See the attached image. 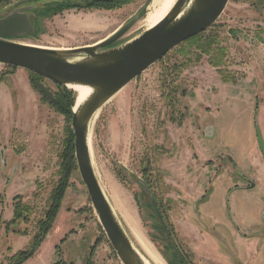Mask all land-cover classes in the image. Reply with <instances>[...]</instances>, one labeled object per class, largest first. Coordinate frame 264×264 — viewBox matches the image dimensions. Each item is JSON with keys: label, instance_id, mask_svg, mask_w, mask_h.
<instances>
[{"label": "rangeland", "instance_id": "rangeland-1", "mask_svg": "<svg viewBox=\"0 0 264 264\" xmlns=\"http://www.w3.org/2000/svg\"><path fill=\"white\" fill-rule=\"evenodd\" d=\"M19 1L0 0V16ZM165 1L42 13L38 33L10 40L78 48L102 41L139 16L113 44L119 46L143 33L149 10ZM211 37L220 40L211 53L195 41L173 48L99 109L93 124L96 176L134 246L151 264V256L160 264L177 261L137 177L150 183L168 232L193 264L190 241L196 234L188 216L202 187L206 200L197 211V226L207 237L205 248L215 247V241L231 258L238 254L244 264H264V168L259 163L264 157L257 141L258 129L262 137L264 130V0H230L199 40ZM29 76L27 70L0 64V264L30 250L37 222L62 177L59 164L69 126L74 133L72 119L42 102ZM43 85L53 97L54 84L46 80ZM203 177L211 182L206 185ZM69 183L55 227L23 264H123L78 164ZM20 200L33 213L27 223L13 224Z\"/></svg>", "mask_w": 264, "mask_h": 264}, {"label": "water", "instance_id": "water-1", "mask_svg": "<svg viewBox=\"0 0 264 264\" xmlns=\"http://www.w3.org/2000/svg\"><path fill=\"white\" fill-rule=\"evenodd\" d=\"M42 1L21 0L0 16V64L27 70L69 89L77 85L92 90L90 97L76 111L73 109L72 127L79 172L99 222L121 262L146 264L96 176L88 146L90 124L99 109L169 51L212 27L230 0H177L155 27L119 46L110 47L137 23L139 16L102 41L78 48L49 49L10 40L35 34L34 11L37 3ZM257 141L264 157V139L259 129ZM135 180L146 195L167 240L171 241L153 191L143 179L137 177ZM174 251L178 253L176 248ZM179 264H182L180 257Z\"/></svg>", "mask_w": 264, "mask_h": 264}, {"label": "trees", "instance_id": "trees-1", "mask_svg": "<svg viewBox=\"0 0 264 264\" xmlns=\"http://www.w3.org/2000/svg\"><path fill=\"white\" fill-rule=\"evenodd\" d=\"M132 0H45L40 2L41 6L34 11L35 18H34V24L36 25V33L39 32V25L37 22V19L44 14H57L58 12L69 10V9H89V8H95V9H104V10H115L122 8L125 5L130 4ZM41 9V10H39ZM144 11L141 13V16H143ZM200 34L188 39L187 41H195L200 48L205 49L207 53H211L210 48L211 46L217 44L219 46L220 40L217 39V37H211L207 38L206 40L201 39L199 40ZM113 45V44H112ZM111 45V46H112ZM223 49L218 50V55L220 58L223 56ZM218 64V63H217ZM9 67V66H8ZM13 71L17 68L10 67ZM222 73V72H221ZM30 83L35 92H37L40 95L41 101L44 103H47L51 108H53L56 112L62 114L66 120H70L73 117V109L76 104V96L73 90L68 89L65 86H60L57 84H54L56 88V92L53 94V97L50 96L48 89L44 87L43 82L46 80L42 78L41 76L30 72ZM226 82L229 81H235V79H226ZM77 94V93H76ZM78 96V94H77ZM175 96V95H174ZM170 99V96H169ZM173 102V100H172ZM173 104V103H172ZM75 137L74 133L71 130L70 126L67 132V137L64 141V148L63 152L60 157V170L62 177L58 181V183L54 186L53 191L49 197V200L47 201V208L43 212V216L41 219L37 222L36 232L35 235L32 238L30 250L21 252L19 255L13 260H10L8 264H23L26 260L31 258L38 247L40 246V243L45 238V236L55 227L56 220L58 218V214L60 212V209L63 204V200L66 196V193L70 187V177L72 175V172L77 169V161L75 158ZM147 185L150 187V189L153 191L152 187L150 186V183L145 180ZM154 193V191H153ZM155 195V193H154ZM156 198V196H155ZM149 206V205H148ZM150 207V206H149ZM33 213V209L24 204L23 202L18 201L15 205V221H23L27 223L29 220V216ZM162 229V227H160ZM27 233V232H26ZM173 251L174 246L169 245ZM181 253L179 252V255ZM173 255L176 258L177 264H178V256L173 251ZM183 264H193L191 260H188L186 256H181Z\"/></svg>", "mask_w": 264, "mask_h": 264}, {"label": "crops", "instance_id": "crops-1", "mask_svg": "<svg viewBox=\"0 0 264 264\" xmlns=\"http://www.w3.org/2000/svg\"><path fill=\"white\" fill-rule=\"evenodd\" d=\"M263 139H264V130H263ZM262 154V153H261ZM264 160V159H263ZM260 165L262 168H264V164L262 163L261 159L259 161ZM205 179H207L205 181ZM203 182H205V184L207 185L208 183L211 182V179L209 178H205L203 177ZM204 184V185H205ZM253 185V184H252ZM253 187V186H251ZM196 190H197V185H196ZM202 191H203V187L200 189L199 194L202 195ZM199 195V196H200ZM203 204L202 206L200 205V210L203 209ZM199 207L197 208H192L193 212L192 214L190 213L188 216V222L190 227L194 230L195 232V237L194 240L190 241V245H192L191 247H194V263L196 264H244V261L242 260V258L238 255V254H232V258L225 255L222 251H220V247L219 245L214 241H212L214 243V246L212 249H206V245L208 244L207 241H205L207 239V237L202 236L201 234H199V228H198V223H200L201 219H199V217H197V211L199 209ZM199 235V236H198ZM195 245V246H194Z\"/></svg>", "mask_w": 264, "mask_h": 264}, {"label": "bare ground", "instance_id": "bare-ground-1", "mask_svg": "<svg viewBox=\"0 0 264 264\" xmlns=\"http://www.w3.org/2000/svg\"><path fill=\"white\" fill-rule=\"evenodd\" d=\"M176 1L177 0H167V1L163 2L162 4H160L158 2L155 3L153 5V7L149 10L148 14L146 15V17L144 19V23H145V26H146L147 30L148 29H152L153 27H155L159 22H161L165 18L166 15L174 7ZM70 89H72L73 91H75L78 94L77 100H76V104H75V107H74V110L76 111L77 108L80 105H82L90 97V95L92 93V90L90 88H88V87L77 86V85L70 86ZM97 114H98V112L95 114L94 118L92 119V122L90 124L89 136H88V146H89L91 158H92V152H91V149H92V128H93V124L95 122V119L97 117ZM92 164H93V167H94L93 158H92ZM105 196H106V194H105ZM106 198L108 199V201L111 204L110 199L107 196H106ZM120 210L121 209L119 208V211ZM145 250H146V248H145ZM151 258L153 259L152 261H154L155 264H160L153 256H151ZM143 259H144V262L146 264H151L145 257H143Z\"/></svg>", "mask_w": 264, "mask_h": 264}, {"label": "flooded vegetation", "instance_id": "flooded-vegetation-1", "mask_svg": "<svg viewBox=\"0 0 264 264\" xmlns=\"http://www.w3.org/2000/svg\"><path fill=\"white\" fill-rule=\"evenodd\" d=\"M113 46H115V45H112V46H110V47H113ZM251 187V186H250ZM250 187H248V188H250ZM200 198V199H199ZM206 200V194H202L201 196H199L197 199H196V204L198 205V206H195L194 205V208H197V207H199V205H202L201 203H204V201ZM170 234V233H169ZM170 237H171V241H169V240H167L168 242H169V245H171V246H174V248H176L177 250H178V253H176V255L178 256V264H179V257H180V255L181 256H185L183 253H182V251L177 247V245L174 243V239H173V237L170 235ZM175 252V251H174ZM179 252L181 253L180 255H179ZM181 258V257H180ZM182 259V258H181ZM182 264H183V262H182Z\"/></svg>", "mask_w": 264, "mask_h": 264}]
</instances>
